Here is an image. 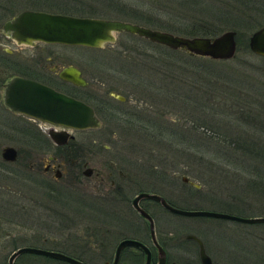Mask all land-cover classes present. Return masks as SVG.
I'll list each match as a JSON object with an SVG mask.
<instances>
[{
	"label": "rangeland",
	"instance_id": "374dc122",
	"mask_svg": "<svg viewBox=\"0 0 264 264\" xmlns=\"http://www.w3.org/2000/svg\"><path fill=\"white\" fill-rule=\"evenodd\" d=\"M6 1L12 6H8L10 11H0V24L11 12L30 6L75 15L124 19L186 36L215 35L225 29H234L240 42L234 55L227 59L192 56L124 31L114 33L113 41L98 47L41 42L34 47L16 46L6 38L2 42L27 55L38 47L64 52L67 61L82 68L88 82L96 85L101 93L115 89L131 99L148 102L151 111L148 123L143 122L145 128L115 129L116 133L133 143L132 157L148 158L149 164L165 165L176 174L197 182L199 187L178 176L164 173L158 178L154 173L149 183L142 186L145 191L164 194L180 208L212 209L241 216L264 215V191L259 183L248 181L254 176L260 179L264 170V56L252 52L247 45L248 35L264 24V0H57L64 1L62 4L56 0ZM146 15L152 19L146 20ZM192 29L211 32L192 33ZM191 60L204 67L212 65L220 74L202 68L192 69L195 64H191ZM14 70L7 64L5 75ZM4 113L5 120L12 119ZM1 133L0 139L19 141L18 137ZM92 134L96 140L111 144L109 129L75 131V137L80 139ZM116 142L120 143V139ZM108 151L102 150L106 154ZM91 163L101 166L95 160ZM148 169L154 170L150 165ZM4 183H9V187ZM4 183V189H26L19 188L14 181ZM22 197L24 202L21 203L26 207L33 205L27 192ZM220 199L227 204L223 205ZM16 209L19 211L18 206ZM33 212L34 223L30 227L26 225L25 231L37 235L28 237L27 244L62 249L60 239L65 237L66 229L60 225V216L39 204ZM149 212H152L159 237L172 233V229L181 233L193 229L202 234L219 262L229 258V264H264V222L180 215L155 202L151 203ZM101 215L112 222L109 212ZM131 216L146 228L144 221ZM125 219L123 231H131L135 223L130 221V215ZM43 237L46 239L42 240ZM143 239L147 241L146 235ZM22 243L19 240L16 244ZM13 246H0V264L5 263ZM109 252H112L110 246L100 247L101 254ZM171 253L181 259L191 255L190 251L182 249ZM90 254L96 255V252L90 251ZM47 258L38 256V262L27 264H65ZM96 264L102 261L97 260Z\"/></svg>",
	"mask_w": 264,
	"mask_h": 264
},
{
	"label": "flooded vegetation",
	"instance_id": "af4514ba",
	"mask_svg": "<svg viewBox=\"0 0 264 264\" xmlns=\"http://www.w3.org/2000/svg\"><path fill=\"white\" fill-rule=\"evenodd\" d=\"M55 2L61 3L57 0ZM9 5L12 6L6 0H0V11L9 10ZM22 9L65 13L61 10L30 6L23 7L17 12ZM17 12H11L6 19ZM1 24L0 132H2L1 134L18 137L19 141L10 138L0 139V208L6 207V209H0V246L14 245L11 250L21 245L35 246L31 243L27 244L26 240L28 237L37 234L26 232L25 227L26 225L28 227L33 225V209L39 204L51 211L54 210V213L60 216L61 227L66 229L65 237L60 239V243L64 247L62 249H48L61 251L84 264H96L97 260L102 261V264H111L118 242L124 238H133L146 246L150 264H156L158 249L150 239L146 220L141 217L133 206V198L138 192L145 191L142 186L149 183L150 177L157 175L158 178H162L164 173L179 178L181 175L176 174L173 169H168L160 163L158 165L149 164L148 158L132 157L133 143L127 141L126 137L121 136L120 133L117 134L115 131V129L145 128L142 123L144 121L148 122V113L151 111L148 102L138 101L135 98L131 99L115 89H107L106 93H101L96 85L88 82L82 68L67 61L64 52L57 53L48 48L38 47L37 50L31 49L27 55L20 52L19 48L5 46L2 42L4 38L16 46L34 47L37 42L48 45H62L64 43L35 41L31 45L18 44L10 37L9 33L1 30ZM7 64L14 67L15 72L5 75ZM69 66L78 69L79 75L85 81L84 84H75L60 75ZM11 75L37 80L57 91L84 101L92 107L98 125L76 128L11 110L3 103L1 95L3 83ZM4 112L11 115L12 119L5 120ZM48 129L66 133V140L54 141L47 133ZM84 129H109L111 144L96 140V136L93 135L95 133L86 136V139L76 138L75 131ZM69 135L71 136L69 137ZM59 139H63V137L61 136ZM117 139H120V143L116 142ZM6 146L12 147V158L4 156L3 148ZM102 150H109L108 154L102 152ZM103 155L106 157H103ZM94 160L98 161L101 166L95 167L91 163ZM149 165L154 170L148 169ZM151 171L152 173H150ZM156 171H159V173ZM8 180L17 182L19 188L24 187L26 189H4L3 183ZM4 184L5 187H9V183ZM172 184L174 185L175 182L173 181ZM134 187L138 188L133 190ZM166 187L169 188L168 185ZM100 188L102 189L100 190ZM26 192L33 202V205L29 207L21 203L24 202L21 199L25 198L22 196ZM158 194L163 196L169 204L175 206L173 200L164 194ZM220 200L223 205H225V202L227 204V201ZM152 202L162 207L156 200L151 198H139L136 204L151 215L154 225V217L151 214L152 212H149ZM17 206L19 211L16 209ZM108 212L112 222H107L101 215V213L107 215ZM128 215H130V221L135 224L131 231L125 232L123 227L126 223L125 218ZM131 215H135V217L144 221L146 228L143 224L140 225L133 221ZM85 217L87 221H85ZM171 232L159 237L154 229V237L164 253L163 264H171L172 262L202 264L200 259L201 247L209 257V264H229V258L223 263L215 260L206 245L205 239L198 231L187 229V231L181 233L179 230L172 229ZM189 234L194 236L188 237ZM144 235H146L147 241L143 239ZM41 239L45 240L46 237ZM19 240L23 243L17 245L16 243ZM87 240L91 243H88ZM107 246L112 249L111 254L110 252L101 254L100 247L106 248ZM39 247L47 248L44 246ZM175 249L190 251L191 255L189 257L184 256L182 259L177 258L171 253ZM90 251L96 252V255H91ZM216 251L218 252V249ZM145 255L144 250L138 246L124 245L119 250L115 264H144ZM38 256L48 257L47 259L52 261H63L65 264H72L65 260L29 252L16 255L12 264H16V262L20 264L38 262ZM93 256L97 258H92ZM43 263L45 264V262Z\"/></svg>",
	"mask_w": 264,
	"mask_h": 264
},
{
	"label": "water",
	"instance_id": "95a60500",
	"mask_svg": "<svg viewBox=\"0 0 264 264\" xmlns=\"http://www.w3.org/2000/svg\"><path fill=\"white\" fill-rule=\"evenodd\" d=\"M1 30L9 33L10 37L18 44L31 45L35 41H44L92 47L111 42L115 39L114 33L125 31L169 48L181 49L190 55L205 56L212 59L230 58L234 55L236 48L234 29H225L215 35L186 36L118 18L75 15L34 9H22L4 20L1 24ZM247 45L252 52L264 56V24L248 35ZM60 75L75 84L85 83L84 79L79 75L78 69L74 66H69ZM1 95L3 103L11 110L22 112L32 117L76 128L98 125L90 105L34 79L11 75L4 81ZM47 133L54 141H62L67 138V134L62 131L48 129ZM61 136L63 139H59ZM3 152L7 158L13 157L12 147H4ZM180 178L194 187H199L197 182L188 179L185 175H181ZM139 198L154 199L165 209L180 215H205L247 223L264 222V215L241 216L227 211L212 209L180 208L169 204L163 196L156 192L140 191L133 198V206L141 217L146 220L150 239L158 249L156 264L164 263V253L154 237V225L151 215L136 204ZM187 236L193 237L194 235L189 234ZM124 245L142 248L146 253L144 264H150L146 246L133 238H124L118 242L111 264L116 263L119 250ZM23 252L43 254L72 264H84L61 251L31 245H21L12 249L4 264H12L16 255ZM200 259L202 264L210 263L209 257L203 252L202 247L200 249ZM171 264L178 263L172 262Z\"/></svg>",
	"mask_w": 264,
	"mask_h": 264
},
{
	"label": "trees",
	"instance_id": "16d2710c",
	"mask_svg": "<svg viewBox=\"0 0 264 264\" xmlns=\"http://www.w3.org/2000/svg\"><path fill=\"white\" fill-rule=\"evenodd\" d=\"M146 20L147 19H149V20H151L152 19V17H150V16H148V15H146V18H145ZM194 32H200V33H210L211 31L210 30H203V29H197V30H193L192 29V33H194ZM235 40H236V45L240 42L239 41V38L238 37H235ZM162 45V44H161ZM171 49H173V48H171ZM177 50V49H176ZM179 50H181V49H179ZM183 51V50H182ZM185 52V51H184ZM190 55V54H189ZM192 56H196V55H192ZM198 57H200V56H198ZM194 60H191V62H193ZM191 64H195L194 62L193 63H191ZM201 64L199 63V64H195L194 65V67L192 68V69H196V70H200V68H202V70H205V71H211V72H213L215 75L216 74H220L219 72H220V70H218V69H216V68H214L212 65H208V67H204V66H200ZM215 82V81H214ZM147 122V121H146ZM148 123V122H147ZM142 125H143V123H142ZM145 127V126H144ZM174 132V131H173ZM193 145H194V143H193ZM249 182H251V183H254L255 185H257L258 183H259V188H261V190H263L264 191V170H263V173H262V176H260V179H258V177L256 178V176H254L253 177V180L252 181H250V180H248ZM257 183V184H256Z\"/></svg>",
	"mask_w": 264,
	"mask_h": 264
}]
</instances>
